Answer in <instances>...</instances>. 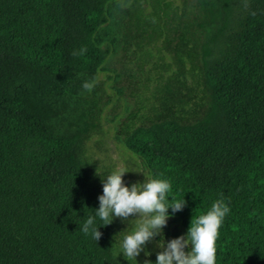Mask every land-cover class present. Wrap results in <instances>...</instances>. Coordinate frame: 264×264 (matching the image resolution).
<instances>
[{"label":"trees","instance_id":"obj_1","mask_svg":"<svg viewBox=\"0 0 264 264\" xmlns=\"http://www.w3.org/2000/svg\"><path fill=\"white\" fill-rule=\"evenodd\" d=\"M124 1L0 0V264H138L118 256L110 225L99 241L81 231L101 194L81 157L83 84L117 51ZM200 2L205 113L138 125L124 142L170 181L169 203L185 199L170 217L186 233L216 200L230 207L216 264H264V0Z\"/></svg>","mask_w":264,"mask_h":264},{"label":"rangeland","instance_id":"obj_2","mask_svg":"<svg viewBox=\"0 0 264 264\" xmlns=\"http://www.w3.org/2000/svg\"><path fill=\"white\" fill-rule=\"evenodd\" d=\"M204 19L200 0L122 3L116 15L117 51L107 60L93 90L86 95L90 127L81 157L101 194V177L117 167L129 170L123 176L128 186L143 183L144 174L150 177L124 142L134 127L162 119L192 122L205 113L210 95L199 50L207 34L206 27H201ZM135 223L129 217V221L114 218L110 224L117 254L123 236ZM181 235H186L181 221L169 217L163 228L164 241ZM161 238L157 235L145 245L150 255L142 251L136 257L138 264H144L146 259L155 264Z\"/></svg>","mask_w":264,"mask_h":264},{"label":"clouds","instance_id":"obj_3","mask_svg":"<svg viewBox=\"0 0 264 264\" xmlns=\"http://www.w3.org/2000/svg\"><path fill=\"white\" fill-rule=\"evenodd\" d=\"M247 7L245 4V8ZM251 14L255 15V12ZM86 51V48H81L79 52L74 50L72 54L83 55ZM83 88L91 92L94 82H84ZM126 172H129L126 167H117L101 177L103 192L98 196L99 207L96 208L95 216H89L83 223L81 231L99 241L102 236L99 231L101 226L110 225L114 218L129 221V217H133L135 226L123 236L118 256L122 253L126 260L137 261L136 257L145 251V245L161 235L158 242L161 251L156 254L155 264H216L219 229L230 212V207L224 200L218 199L206 213L192 216L186 235L165 242L163 228L170 215L185 207V199L169 203L171 183L162 177L151 178L143 173V183L134 182L128 186L123 180ZM96 217L102 221L99 227L96 226ZM188 248L190 251H186ZM145 255L150 253L145 251ZM144 264L153 262L146 259Z\"/></svg>","mask_w":264,"mask_h":264}]
</instances>
